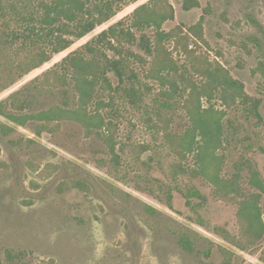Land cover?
<instances>
[{
  "label": "rangeland",
  "instance_id": "1",
  "mask_svg": "<svg viewBox=\"0 0 264 264\" xmlns=\"http://www.w3.org/2000/svg\"><path fill=\"white\" fill-rule=\"evenodd\" d=\"M148 1L126 7L13 86L4 89L0 84V100ZM169 1L175 18L164 28L181 26L188 31L201 23L203 39L190 35L193 53L220 63L244 83L250 96L261 101V119L252 113L251 103L227 109L223 175H229L241 158H249L264 178V93L257 70L264 62V0H198L200 5L190 9L184 7L185 0ZM144 32L153 34L150 28ZM135 33L140 38L141 32ZM166 45L174 48L172 42ZM119 48L124 57L132 49L148 61L142 64L132 57L127 61L138 79L127 80L122 87L128 89L114 93L112 107L104 111L113 122L119 165L111 161L106 143L96 136L86 137L79 124L63 122L37 136L31 126L18 127L0 115L1 264H223L221 248L233 253L231 264H264V237L241 250L214 232L221 226L244 242L233 201L219 200L214 186L202 178L173 177L171 164L178 157L165 144L163 118L169 120L171 131L183 133L190 123L183 98L168 100L162 92L169 87L147 79L152 57L138 44L124 41ZM13 53L8 48L0 55V74L7 72L5 65ZM174 57L180 66H187L182 51L174 52ZM188 76L202 81L192 71ZM171 78L183 86L179 74ZM69 95L72 99V90ZM102 96L110 98V94ZM63 100L61 91L47 92L39 98V107ZM165 101L170 106L163 105ZM214 104L223 108L219 101ZM2 123L15 131L5 135ZM192 159L191 154L187 162ZM244 174V187L254 191L249 174ZM76 182L83 187H76ZM194 188L200 196L190 193ZM261 205L264 212V194ZM184 234L191 249L181 244Z\"/></svg>",
  "mask_w": 264,
  "mask_h": 264
},
{
  "label": "trees",
  "instance_id": "2",
  "mask_svg": "<svg viewBox=\"0 0 264 264\" xmlns=\"http://www.w3.org/2000/svg\"><path fill=\"white\" fill-rule=\"evenodd\" d=\"M139 1L0 0V55L8 48L14 51L5 65L7 72L0 74L2 88L13 86L19 79L41 68L54 56L70 49L77 41L94 33L123 9ZM199 5L198 0L184 1L186 9ZM174 18L175 9L169 0H149L139 5L130 15L96 33L60 62L1 99L0 115L18 127L31 126L37 136L54 131L63 122L79 124L86 137L96 136L106 143L112 155L111 161L119 165L120 156L116 152L117 143L112 133L113 122L104 111L112 107L114 93H119L127 80L138 79L127 61L132 57L142 64L148 62L145 56L132 49H128L124 57L119 48L124 41L138 44L152 57L151 68L146 72L147 79L168 86L162 92L168 100L182 96V107L190 120L183 133H174L169 128V120L163 118L165 144L178 157L171 164L173 177L202 178L214 186L219 200L233 201L238 206L237 218L244 242L224 227L217 226L214 232L241 250H246L264 237L261 205L264 178L249 158H241L234 163L229 175H223L226 160L223 119L227 109L250 103L252 113L261 119V101L250 96L244 83L231 76L220 63L212 64L193 53L190 35L203 39L201 23L191 26L188 31L181 26L166 30L165 23ZM149 28L153 30L152 36L144 32ZM136 31L141 32L140 38L136 37ZM167 42H172L174 48H168ZM177 50L188 57L187 66L178 64L174 57ZM112 51L115 52L113 56L110 55ZM257 70L263 79L261 92L264 93V62L259 64ZM191 71L202 81L190 78L188 74ZM110 74L114 75L117 84H114ZM172 74H179L183 86L171 78ZM56 90L61 91L64 100L39 107V98ZM69 90L73 92L72 99ZM129 90L133 91L132 88ZM103 94H110L109 100H105ZM204 99L209 102L207 107ZM215 101H219L223 108L217 107ZM163 105L170 106V103L165 101ZM15 129L5 123L1 125L5 135ZM191 154L193 159L188 163ZM245 172L249 174L248 183L254 191L243 185ZM83 185L82 182L75 184L76 187ZM190 193L201 195L195 188ZM169 206L172 205L169 203ZM181 244L192 248L185 234ZM221 249L223 264H231L233 253L226 248ZM261 259L264 261V251Z\"/></svg>",
  "mask_w": 264,
  "mask_h": 264
}]
</instances>
